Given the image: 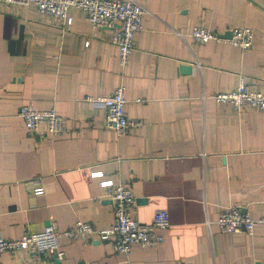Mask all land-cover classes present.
Returning a JSON list of instances; mask_svg holds the SVG:
<instances>
[{"label":"crops","instance_id":"1","mask_svg":"<svg viewBox=\"0 0 264 264\" xmlns=\"http://www.w3.org/2000/svg\"><path fill=\"white\" fill-rule=\"evenodd\" d=\"M136 1L145 12L125 68L114 31L93 29L80 10H68L69 25L32 5L0 4V235L17 239L51 223L64 230L78 220L111 228V201L90 175L101 171L130 187L137 222L167 212L164 241L134 245L126 257L110 242L61 238L60 262L20 252L1 255L0 264H264V225L252 235L216 225L232 207L264 216V113L213 99L240 76L264 92V0ZM197 25L219 34L250 28L252 47L196 43ZM183 65L192 72L182 74ZM117 87L126 117L140 122L124 135L105 128L103 105L88 101ZM26 104L55 110L62 133L49 135L43 124L28 132L19 117Z\"/></svg>","mask_w":264,"mask_h":264},{"label":"built area","instance_id":"2","mask_svg":"<svg viewBox=\"0 0 264 264\" xmlns=\"http://www.w3.org/2000/svg\"><path fill=\"white\" fill-rule=\"evenodd\" d=\"M0 4L9 6H34L37 11L54 19H60L71 24L68 10H80L85 20L93 29H109L114 31L112 42L116 45L117 60L121 68L128 64L134 48V37L142 30V17L145 12L143 6L136 0H0ZM230 39H222L219 33L211 31L201 25L194 26L190 38L199 44L208 42H224L241 51L252 47L253 31L250 28H233ZM89 45V41L85 43ZM235 89L226 93H217L213 99L217 103L229 104L240 111L244 107H251L264 113V92L251 88L246 77L240 76ZM92 103L102 104L105 109L104 127L114 130L118 135L127 134L130 130L140 126V122L130 120L124 113V88L117 87L106 97L88 99ZM19 117L24 127L30 133H35L40 125L45 126L49 135H59L63 131V118L51 109L37 111L31 104L20 107ZM92 178L100 179L99 185L104 190L112 204L114 223L111 228L98 230L90 223L78 220L73 226L58 230L54 223L38 232L27 231L17 239H5L0 235V256L3 254L17 255L25 252L32 259L60 262L64 252L60 249L61 238L89 242H110L113 251L128 256L134 245L149 247L159 245L164 237L158 233L170 226L169 216L164 210H157L151 223L141 224L132 216L135 198L127 185L103 179V172H91ZM44 189L40 186L32 188L34 196H40ZM221 233H246L252 235L254 229L264 225V216L257 219L250 218L239 207L224 209L216 221ZM127 264V262L123 263Z\"/></svg>","mask_w":264,"mask_h":264},{"label":"water","instance_id":"3","mask_svg":"<svg viewBox=\"0 0 264 264\" xmlns=\"http://www.w3.org/2000/svg\"><path fill=\"white\" fill-rule=\"evenodd\" d=\"M220 37L222 39H230L231 34H230V32H225L222 35H220ZM180 71H181L182 74H185V73L188 74V73L192 72V67L189 66V65H183V66L180 67ZM139 201L140 202H145L143 200H139ZM139 201H137V202H139Z\"/></svg>","mask_w":264,"mask_h":264}]
</instances>
